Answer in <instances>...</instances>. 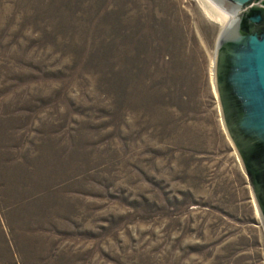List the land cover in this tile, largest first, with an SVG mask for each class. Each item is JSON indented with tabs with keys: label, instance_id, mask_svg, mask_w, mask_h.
I'll list each match as a JSON object with an SVG mask.
<instances>
[{
	"label": "rangeland",
	"instance_id": "374dc122",
	"mask_svg": "<svg viewBox=\"0 0 264 264\" xmlns=\"http://www.w3.org/2000/svg\"><path fill=\"white\" fill-rule=\"evenodd\" d=\"M199 1L0 0V264H264Z\"/></svg>",
	"mask_w": 264,
	"mask_h": 264
},
{
	"label": "water",
	"instance_id": "95a60500",
	"mask_svg": "<svg viewBox=\"0 0 264 264\" xmlns=\"http://www.w3.org/2000/svg\"><path fill=\"white\" fill-rule=\"evenodd\" d=\"M253 0H213L230 15L213 53L221 122L264 226V11Z\"/></svg>",
	"mask_w": 264,
	"mask_h": 264
},
{
	"label": "bare ground",
	"instance_id": "6f19581e",
	"mask_svg": "<svg viewBox=\"0 0 264 264\" xmlns=\"http://www.w3.org/2000/svg\"><path fill=\"white\" fill-rule=\"evenodd\" d=\"M199 2H201V4L203 5L204 9L210 13V16L213 18V19H219V20H223V18L225 17L223 13V10L221 11L220 9L221 8H218V5L217 7L215 8L214 5H213V0H211V3L210 0H200ZM231 15V14H230ZM224 21V20H223Z\"/></svg>",
	"mask_w": 264,
	"mask_h": 264
},
{
	"label": "flooded vegetation",
	"instance_id": "af4514ba",
	"mask_svg": "<svg viewBox=\"0 0 264 264\" xmlns=\"http://www.w3.org/2000/svg\"><path fill=\"white\" fill-rule=\"evenodd\" d=\"M254 1H261L262 2V4H264V0H253L251 3H248V5L250 6V7H260L261 5H253V3H254ZM263 8V7H262ZM263 11H264V9H263Z\"/></svg>",
	"mask_w": 264,
	"mask_h": 264
}]
</instances>
